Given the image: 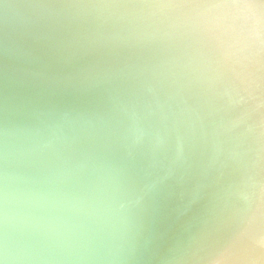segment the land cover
Instances as JSON below:
<instances>
[{"label":"water","instance_id":"obj_1","mask_svg":"<svg viewBox=\"0 0 264 264\" xmlns=\"http://www.w3.org/2000/svg\"><path fill=\"white\" fill-rule=\"evenodd\" d=\"M0 264H264V0H0Z\"/></svg>","mask_w":264,"mask_h":264}]
</instances>
